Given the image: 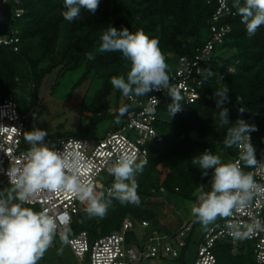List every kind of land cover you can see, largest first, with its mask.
<instances>
[{"label": "trees", "instance_id": "16d2710c", "mask_svg": "<svg viewBox=\"0 0 264 264\" xmlns=\"http://www.w3.org/2000/svg\"><path fill=\"white\" fill-rule=\"evenodd\" d=\"M231 4L229 0L230 12L220 20L230 31L224 42L215 46V51L221 52L211 64L213 75L205 74L208 82L201 98L192 104L181 100V111L174 116L168 113L170 96L159 107L155 127L162 139L149 143L148 163L135 177L140 205H121L104 189V199H111L107 214L101 218L80 212L74 217L71 234L87 231L91 239H96L120 229L128 216L149 221L150 227L161 233L168 232L148 200L169 195L185 203H196L198 187L210 189L211 171L208 177H202L191 159L206 149L219 157L223 153L224 163L232 162L237 154L235 147L226 148L223 144L231 125L219 123L213 98L219 88L230 89V103L226 105L230 123L244 119L257 126L251 143L257 159H264V26L254 37H249ZM19 7L24 12L12 20L16 24L11 28L19 31V42L15 44L18 50L15 51V46H0V96L15 95V90L26 84L37 91L45 77L55 70L62 73L84 67L78 84L88 77L101 82L92 104L93 119L65 138H87L101 121L113 120L112 129L116 130L127 121L130 112L138 109L135 102L110 83L113 76L126 78L130 62L120 52L98 51L103 31L111 25L117 30L128 28L133 33L143 30L150 38L157 39L172 78L179 57H193L197 48L211 38L209 25L217 3L216 0H100L94 14L81 8V16L74 22L64 20L63 0H21ZM89 52L95 56L94 60L87 59ZM230 66L234 67L233 72H228ZM237 97L243 101V114L238 111L241 105L237 104ZM125 105H129L128 111L121 116L119 110ZM195 227L196 223L193 230ZM191 233L186 238L187 246ZM127 238L131 243L143 241L145 236L131 230ZM213 252L216 264H256L250 242H242L237 249L230 242L217 241Z\"/></svg>", "mask_w": 264, "mask_h": 264}, {"label": "clouds", "instance_id": "9594fccd", "mask_svg": "<svg viewBox=\"0 0 264 264\" xmlns=\"http://www.w3.org/2000/svg\"><path fill=\"white\" fill-rule=\"evenodd\" d=\"M100 0H63L62 16L68 22H74L81 16V8L95 13ZM231 7L240 17L249 37H254L257 30L264 26V0H232ZM98 51L120 52L130 62L127 76H113L110 83L125 97L133 102L149 93L165 91L172 103L168 106L169 116L181 111L183 97L171 86L166 57L159 47V41L150 38L143 30L135 33L128 28L117 30L109 25L100 36ZM88 60H94L92 52ZM213 75L209 70L208 76ZM205 81L207 77L204 78ZM230 89L225 86L213 93L215 108L221 126L231 125L223 139L226 148L240 150L236 162L224 163L218 155L206 149L194 156L191 163L198 166L202 177H208L211 171L210 189L203 186L197 189V202L192 205L193 223H199L207 229L218 219L227 221L230 234L244 238L251 234L253 225L233 223L229 218L234 213L247 209L255 196H264V185L258 184L251 173L243 171L241 162L248 167L264 170V159H257L256 150L251 143V133L258 131L255 124L244 119H237L235 124L229 120ZM156 104L158 101L153 97ZM241 105L238 111L243 114ZM129 105L120 108V115L128 111ZM154 111V110H152ZM46 130L34 127L25 133L24 138L30 147L21 154L16 165L6 170L10 188L0 190V264H38L46 251L52 246L57 232V220L48 210L34 211L25 207V203L47 192L70 196L86 203L85 212L89 217L103 218L111 205V199H104V192L95 193L87 170L91 163L78 151H70L68 146L63 151L46 142ZM137 156L123 154L111 165L109 174L114 177L107 195L114 197L121 205L141 203L138 195L137 173H141L145 160L137 162ZM258 226V222H254ZM241 227L246 231H241Z\"/></svg>", "mask_w": 264, "mask_h": 264}, {"label": "built area", "instance_id": "2783aa9c", "mask_svg": "<svg viewBox=\"0 0 264 264\" xmlns=\"http://www.w3.org/2000/svg\"><path fill=\"white\" fill-rule=\"evenodd\" d=\"M12 6V20L20 18L24 10L19 7L21 0H4ZM216 12L211 20V38L204 46L197 48V52L191 58L179 57L178 68L170 80V84L183 97L182 101L192 104L201 98V92L207 86L205 74L212 71L211 64L216 61L215 46L222 44L230 27L220 24L222 17L230 12L229 0H216ZM12 28L7 35L0 36V46H15L19 42L18 29ZM15 51L18 48L14 47ZM233 72L234 67L227 68ZM223 78V75H222ZM155 99L158 101L156 104ZM169 97L165 91L149 93L144 99H136L138 109L129 113L127 121L107 132L102 138L89 140L87 138L61 137L54 147L63 151L65 146L70 151L80 152L86 161L91 163L87 170L94 188L103 191L110 189L106 185L108 181L104 178L109 174L112 163L123 154H133L140 160H149L148 145L162 138L157 132L155 122L162 101ZM129 98V97H128ZM131 102V100L129 98ZM154 110V111H152ZM27 116L20 111L16 96L9 94L0 96V185L8 184L6 170L10 165H16L21 154L28 148L25 146V132ZM252 138V133H251ZM237 149V148H236ZM240 150L232 162L239 159ZM145 164V165H146ZM244 172L251 173L254 180L264 185V170L259 167H248L241 162ZM106 179V180H105ZM34 211L48 210L49 214L57 220L56 236L66 242L73 255L81 262L88 264H142L150 258L161 256L179 257V248H186V238L193 231V220H187L176 230L161 233L152 229L143 241L131 243L128 241V233L131 230L148 229L150 222L139 220L132 216L126 217L120 229L109 234L91 239L87 231L71 234L70 227L74 217L80 212H85L86 203L78 199L59 194L41 193L39 196L24 205ZM233 223L240 225H253L250 235L237 238L230 234L227 221L218 219L204 234L198 242L197 256L193 264H216V255L213 248L217 241L230 242L233 248H238L242 242H250L256 264H264V196H255L252 204L241 212L234 213L229 218ZM258 222V226L254 224ZM241 231H246L241 227Z\"/></svg>", "mask_w": 264, "mask_h": 264}, {"label": "rangeland", "instance_id": "374dc122", "mask_svg": "<svg viewBox=\"0 0 264 264\" xmlns=\"http://www.w3.org/2000/svg\"><path fill=\"white\" fill-rule=\"evenodd\" d=\"M15 24L16 22L13 21L12 25ZM220 52L221 50L218 49L216 55H219ZM83 73L84 67L62 73L55 70L45 77L37 91L29 84L19 86L15 90L20 111L27 116L26 132L32 131L34 127L46 130L48 133L46 142L49 146H55L59 138L83 129L92 121V104L101 82L88 77L84 82L78 84ZM112 122L113 120L107 119L98 123L93 127L87 139L94 140L105 136L107 132L112 130ZM25 146L30 147L26 140ZM220 158L222 162L225 161L223 153L220 154ZM104 178L108 180L106 182L107 186H110L111 182L114 183V179L111 181V178L106 174ZM8 188H10L9 184L0 185V190ZM94 189L97 195L102 192L96 188ZM148 204L157 211L161 223L164 222V226H167L171 231L176 230L180 224L187 220L194 219L191 214L193 204L185 203L175 196L163 195V197L149 199ZM212 225L204 229L199 223H196L191 238L187 242L188 246L186 248L178 247L180 257L161 256L150 258L142 264H193L197 256L198 242ZM137 231L146 237L151 233L152 228L137 229ZM38 264H88V262L81 263L73 255L70 246L55 235L52 246L46 251Z\"/></svg>", "mask_w": 264, "mask_h": 264}, {"label": "water", "instance_id": "95a60500", "mask_svg": "<svg viewBox=\"0 0 264 264\" xmlns=\"http://www.w3.org/2000/svg\"><path fill=\"white\" fill-rule=\"evenodd\" d=\"M12 15V6L4 0H0V36L9 33Z\"/></svg>", "mask_w": 264, "mask_h": 264}, {"label": "crops", "instance_id": "0c3cea01", "mask_svg": "<svg viewBox=\"0 0 264 264\" xmlns=\"http://www.w3.org/2000/svg\"><path fill=\"white\" fill-rule=\"evenodd\" d=\"M162 223H164V222H162ZM181 225V224H180ZM167 227V226H166ZM167 229L169 230V228L167 227Z\"/></svg>", "mask_w": 264, "mask_h": 264}]
</instances>
